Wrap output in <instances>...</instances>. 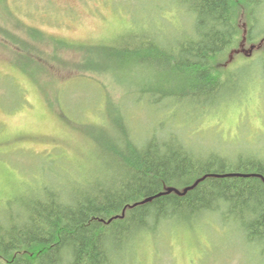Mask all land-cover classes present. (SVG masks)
<instances>
[{
  "label": "rangeland",
  "instance_id": "374dc122",
  "mask_svg": "<svg viewBox=\"0 0 264 264\" xmlns=\"http://www.w3.org/2000/svg\"><path fill=\"white\" fill-rule=\"evenodd\" d=\"M250 3L237 6V42L214 61L220 86L183 102L150 93L155 67L102 56L130 32L167 47L195 36L191 0H0V218L47 183L118 180L125 170L107 142L123 126L139 147L176 142L213 170L264 164V0ZM246 229L222 204L133 239L123 264H264V244Z\"/></svg>",
  "mask_w": 264,
  "mask_h": 264
},
{
  "label": "trees",
  "instance_id": "16d2710c",
  "mask_svg": "<svg viewBox=\"0 0 264 264\" xmlns=\"http://www.w3.org/2000/svg\"><path fill=\"white\" fill-rule=\"evenodd\" d=\"M191 2L195 36L185 33L167 47L154 33L130 32L127 41L104 48L102 60L127 68L155 67L159 83L148 88L159 99L169 95L184 102L188 96L206 97L220 86L215 59L239 38L237 6L251 3ZM123 130L119 143L107 142L115 164L125 170L118 180L105 185L78 176L64 186V181L57 180L59 187L47 183L39 194L21 199L19 213L0 218V264H123L125 245L133 239L156 233L162 223L195 221L222 204L230 207L250 238L264 244V164L245 162L243 166L253 170L238 171L260 176H222L229 174L223 170L227 163L221 161L222 170H213L216 162L202 163L176 142L158 143L156 138L139 147L130 130L125 126ZM91 183L94 189L88 187ZM191 186L183 194L158 195L166 188L183 191Z\"/></svg>",
  "mask_w": 264,
  "mask_h": 264
},
{
  "label": "water",
  "instance_id": "95a60500",
  "mask_svg": "<svg viewBox=\"0 0 264 264\" xmlns=\"http://www.w3.org/2000/svg\"><path fill=\"white\" fill-rule=\"evenodd\" d=\"M227 175H238V176H252V175H258V176H260L259 174H240V173H229V174H225V175H222V176H227ZM221 176V175H220ZM264 179V178H263ZM198 182H196L194 185H196ZM193 186H191V187H187V188H185L183 191H179V190H177L176 188H173V187H170V188H166L164 191H162L161 193H159L158 195H162V194H166V193H170V192H176V193H178V194H183V193H186L189 189H191ZM152 199V197H150V198H147V199H145V200H143L142 202H146V201H148V200H151Z\"/></svg>",
  "mask_w": 264,
  "mask_h": 264
}]
</instances>
